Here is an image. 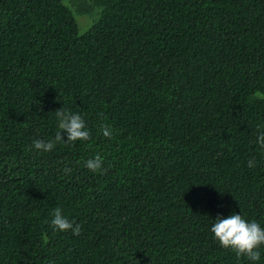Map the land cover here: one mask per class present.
<instances>
[{"label":"trees","instance_id":"obj_1","mask_svg":"<svg viewBox=\"0 0 264 264\" xmlns=\"http://www.w3.org/2000/svg\"><path fill=\"white\" fill-rule=\"evenodd\" d=\"M257 91L264 0H0V264H264L211 232L264 227ZM61 108L90 139L37 151Z\"/></svg>","mask_w":264,"mask_h":264},{"label":"clouds","instance_id":"obj_2","mask_svg":"<svg viewBox=\"0 0 264 264\" xmlns=\"http://www.w3.org/2000/svg\"><path fill=\"white\" fill-rule=\"evenodd\" d=\"M253 99L264 100V93L255 92ZM55 113L59 121V131H57L53 141L44 142L42 140H35L33 147L37 151L50 152L58 142L74 144L77 141H87L90 139V132L86 127L84 119L79 114H73L64 108L55 111ZM101 131L104 137L111 138L112 130L107 125H103ZM62 133L66 134V140ZM257 143L260 148L264 149V132H261L257 137ZM254 163V161H249L248 166L253 167ZM85 167L92 172L100 171L103 167L102 157L96 155L94 158L89 159L86 161ZM63 171L65 174L70 173L69 168H65ZM51 226L54 231H71L74 236L81 234V226L76 224L75 221H69L62 214L60 208L54 209ZM211 232L214 234V239L218 244L224 249L231 250L237 258L247 257L248 260L253 262L260 259L258 249L264 246V227H261L255 220L249 222L241 214H232L227 218L218 216L212 224Z\"/></svg>","mask_w":264,"mask_h":264},{"label":"rangeland","instance_id":"obj_3","mask_svg":"<svg viewBox=\"0 0 264 264\" xmlns=\"http://www.w3.org/2000/svg\"><path fill=\"white\" fill-rule=\"evenodd\" d=\"M80 30H82V29L80 28Z\"/></svg>","mask_w":264,"mask_h":264}]
</instances>
